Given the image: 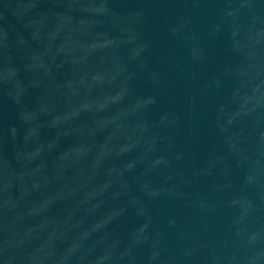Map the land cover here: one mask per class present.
I'll use <instances>...</instances> for the list:
<instances>
[{
    "label": "water",
    "instance_id": "water-1",
    "mask_svg": "<svg viewBox=\"0 0 264 264\" xmlns=\"http://www.w3.org/2000/svg\"><path fill=\"white\" fill-rule=\"evenodd\" d=\"M0 264H264V0H0Z\"/></svg>",
    "mask_w": 264,
    "mask_h": 264
}]
</instances>
